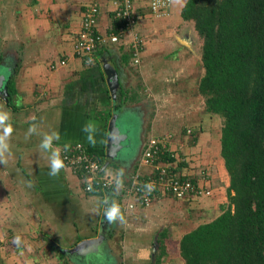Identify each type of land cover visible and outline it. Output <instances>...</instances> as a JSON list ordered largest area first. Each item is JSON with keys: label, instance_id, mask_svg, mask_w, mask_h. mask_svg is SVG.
<instances>
[{"label": "crops", "instance_id": "obj_1", "mask_svg": "<svg viewBox=\"0 0 264 264\" xmlns=\"http://www.w3.org/2000/svg\"><path fill=\"white\" fill-rule=\"evenodd\" d=\"M114 1L0 0V71L5 74L8 97L12 94L11 105L0 98V264H154L157 256L153 258L151 252L158 244L159 256L161 246L155 243L156 228L167 230L159 222L164 207L173 202L185 207V212L198 209L201 213L226 202L225 193L219 192L221 185L226 192L229 181L220 166V148L216 150L218 131L212 135L201 123L210 117L202 113L195 89L202 75L198 72L200 43L193 25L181 18L186 0H172L162 16L152 13L149 0H136L137 31L143 40L138 66L130 63L126 42L104 47L93 63L86 64L74 53L84 10L99 6L98 26L103 32L112 24ZM60 60H65L64 66L50 68ZM105 63L117 75L114 95ZM115 113L121 139L110 165L117 170L116 178H127L137 168L149 139L169 135L174 168L185 163L178 175L196 179L211 197H160L148 208L130 211L120 187L105 195L89 194L62 163L53 174V161H60L57 150L74 143L96 153L104 166L108 125ZM193 113L201 119L190 127L199 131L197 143L182 145L184 120ZM46 142L48 147L43 146ZM113 210L116 214L110 220ZM101 222L103 240L96 253L83 257L63 253L83 240L97 239ZM196 225L188 224L190 229L177 240L171 235L180 227L173 224L167 230L160 264H183L178 242ZM45 244L58 256L42 249Z\"/></svg>", "mask_w": 264, "mask_h": 264}, {"label": "trees", "instance_id": "obj_2", "mask_svg": "<svg viewBox=\"0 0 264 264\" xmlns=\"http://www.w3.org/2000/svg\"><path fill=\"white\" fill-rule=\"evenodd\" d=\"M181 18L200 43L197 93L203 112L220 121L229 184L216 215L181 236L179 257L183 264H264V0H186ZM182 133L190 146L197 143L196 131ZM168 144L157 161L170 165L168 175L199 187L196 179L178 175L185 163L174 168ZM167 237V230L159 235L154 264L161 263Z\"/></svg>", "mask_w": 264, "mask_h": 264}, {"label": "built area", "instance_id": "obj_3", "mask_svg": "<svg viewBox=\"0 0 264 264\" xmlns=\"http://www.w3.org/2000/svg\"><path fill=\"white\" fill-rule=\"evenodd\" d=\"M172 0H149V8L156 16H162L170 7ZM112 24L105 30H99L100 8L93 4L85 8L82 25L74 44V53L86 64L93 63L96 54L108 45H128L130 63L138 66L141 62L143 40L137 31L138 11L136 0H115L113 2ZM130 40L126 41L127 36ZM65 65V60L52 64L51 69ZM189 133V132H188ZM167 137L149 139L137 168L127 176L126 180L110 177L105 174L104 166L93 151L81 143L63 146L57 154L64 168L76 176L81 174L83 188L89 194H107L120 187L122 197L126 201V209L148 208L160 197H171L184 200L189 197L210 196L211 192L195 187L189 180H179L168 175L170 165L159 163V155L167 147ZM149 168L147 172L144 168ZM79 173V174H78ZM78 177V176H77Z\"/></svg>", "mask_w": 264, "mask_h": 264}, {"label": "rangeland", "instance_id": "obj_4", "mask_svg": "<svg viewBox=\"0 0 264 264\" xmlns=\"http://www.w3.org/2000/svg\"><path fill=\"white\" fill-rule=\"evenodd\" d=\"M199 49V47L197 48V50ZM198 52H199V50H198ZM198 72L200 71V73H201V71H202V73L201 74H203V67H202V64H201V62H200V59H199V61H198ZM201 78V77H200ZM196 89V91H197V88H195ZM198 94V93H197ZM199 105H200V109H202V113H205V112H203V107H204V104H203V101L201 100L200 102H199ZM198 110V112H200L201 113V110ZM210 117V116H209ZM199 120H201L200 119V117H199V115H197V113H193L189 118H188V120H184L186 123L185 124H183V128H185V127H187L188 129H190L191 131H192V129L190 128V127H193L192 126V124H191V122H193V121H199ZM207 121H209V125H205V123L207 122ZM207 121H200L201 123H203L204 124V126H205V128H208L209 130H210V132L212 133V135L214 134V132H213V130H216V131H218L219 130V128H220V121L216 118V117H213V118H209ZM118 123L119 124H122L123 123V118L121 119H119L118 120ZM126 123L129 125L130 124V122L129 121H126ZM129 126H131V124L129 125ZM198 132L199 131H196V133L195 134H198ZM210 132H208V134H210ZM215 135V140H216V142H215V145H216V150L218 149V147L220 148V141H219V137H220V134H219V131L217 132V134H214ZM188 140H189V138H187V137H184L183 138V143H182V145H184V144H187V146H189L188 145ZM218 141V142H217ZM186 146V145H185ZM184 149V148H183ZM219 150V149H218ZM220 152V151H219ZM219 158L221 159V157H220V154H219ZM222 161V160H221ZM206 163H208V162H206ZM217 164L218 163H215L214 162V166L216 165L217 166ZM208 166L207 167H210V164H207ZM220 166L221 167H223V165H221V163H220ZM211 167H213V166H211ZM221 170H222V168H221ZM116 169H115V167L114 166H108L107 168H106V170H105V173H106V175L107 176H110V177H115V175H116ZM204 171H207L208 172V175L211 173V170L210 169H204ZM216 172L218 173V170L216 169ZM220 180H221V178H220ZM228 181V180H227ZM220 193H221V195H223L224 196V193H225V195H226V192H224V187L221 185V188H220V191H219ZM209 197H211V196H204V195H202L201 196V198H209ZM226 197V196H225ZM191 198V197H190ZM195 198V197H194ZM212 199H214V196L212 197ZM202 201H200V202H203L205 199H201ZM170 204V206H167V207H164L163 208V212H164V217H162V218H159V222L160 223H163V224H165L166 226H167V230L169 229V231L172 229V225L174 224V227H180V229H181V231H178V232H173V234L171 235V238L173 239V240H177V239H179V236H180V234H181V232H184V231H187V230H189L190 229V226H188V224L190 225V223L193 225V224H197L196 226H198V225H200V224H203V223H206V222H208L209 220H211L215 215H216V212H217V209H215V208H213V209H211V210H209L208 212H206V211H203V212H199V210L197 209V210H192V213H191V211H189V209L187 210V212H185V207H182V206H179V205H176V203H169ZM200 205H202V204H200ZM200 205L199 206H197V207H200ZM193 206H196V205H193ZM200 209H201V207H200ZM160 216H162L161 214H160ZM182 220H186L187 222H186V225H184L183 224V222H182ZM197 220H198V223H195V222H197ZM179 223H180V225L182 226V228H181V226L179 225ZM161 231H162V229H157L156 228V233L158 234V236H157V239H156V242H157V240H158V238H159V235H160V233H161ZM44 233H45V231H43ZM148 233L149 234H152V231H148ZM167 233H168V231H167ZM155 242V243H156ZM174 243V241H172V244L169 246L170 247V249L172 250V252H173V249H174V247H175V244H173ZM42 249H45L46 250V252L47 251H49L48 253H51L52 255H54V257H57L58 256V252H57V250L56 249H52L51 248V246L49 245V244H45L44 246H42L41 247ZM159 248V247H158ZM157 248V249H158ZM41 251V250H40ZM48 253H46V254H44L45 255V257H46V255H48ZM155 255L157 256L158 255V251L156 250L155 251ZM67 257V256H66ZM99 261H101V260H98V262ZM155 261V258L153 259V261L152 262H154ZM72 263H73V261H72ZM78 263H81V262H78ZM39 264H41V263H39ZM44 264V263H43ZM73 264H76V263H73ZM81 264H83V263H81ZM103 264V263H102ZM105 264V263H104Z\"/></svg>", "mask_w": 264, "mask_h": 264}, {"label": "water", "instance_id": "obj_5", "mask_svg": "<svg viewBox=\"0 0 264 264\" xmlns=\"http://www.w3.org/2000/svg\"><path fill=\"white\" fill-rule=\"evenodd\" d=\"M189 41V40H188ZM185 43V42H184ZM105 73L108 79V85L111 93L114 95L115 86L117 84V75L113 67L105 63ZM4 73L0 71V98L3 100L7 99L6 93V83ZM7 77V74H6ZM7 79V78H6ZM117 114L115 113L113 118L110 120L108 125V135H107V148H106V161L104 165V170L113 162V159L116 157L117 153V144L120 141L121 137L116 126ZM103 229V222H101V231ZM103 240V231L97 239L83 240L78 243L75 247L71 249H63V253L70 257H83L87 254L96 253L100 244ZM156 242V241H155ZM158 248V244L153 248L151 255L154 258L155 251Z\"/></svg>", "mask_w": 264, "mask_h": 264}, {"label": "clouds", "instance_id": "obj_6", "mask_svg": "<svg viewBox=\"0 0 264 264\" xmlns=\"http://www.w3.org/2000/svg\"><path fill=\"white\" fill-rule=\"evenodd\" d=\"M5 132L6 133H10L11 132V128H7V129H5ZM44 147H48V143L46 142L44 145H43ZM62 165H61V162L58 160V159H56V160H54L53 161V169H52V171H53V174H55V172L61 167ZM115 210H113L112 212H110L109 214H108V218L111 220V219H113L114 217H115Z\"/></svg>", "mask_w": 264, "mask_h": 264}, {"label": "flooded vegetation", "instance_id": "obj_7", "mask_svg": "<svg viewBox=\"0 0 264 264\" xmlns=\"http://www.w3.org/2000/svg\"><path fill=\"white\" fill-rule=\"evenodd\" d=\"M79 261V260H78ZM80 262V261H79Z\"/></svg>", "mask_w": 264, "mask_h": 264}]
</instances>
